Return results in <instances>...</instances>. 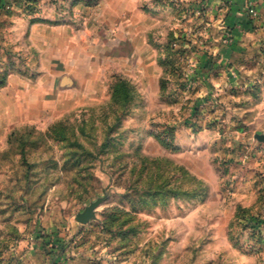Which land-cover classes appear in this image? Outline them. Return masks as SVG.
I'll return each instance as SVG.
<instances>
[{
	"label": "rangeland",
	"instance_id": "rangeland-1",
	"mask_svg": "<svg viewBox=\"0 0 264 264\" xmlns=\"http://www.w3.org/2000/svg\"><path fill=\"white\" fill-rule=\"evenodd\" d=\"M208 1L0 0V264H264V32Z\"/></svg>",
	"mask_w": 264,
	"mask_h": 264
},
{
	"label": "crops",
	"instance_id": "crops-1",
	"mask_svg": "<svg viewBox=\"0 0 264 264\" xmlns=\"http://www.w3.org/2000/svg\"><path fill=\"white\" fill-rule=\"evenodd\" d=\"M207 4L213 8H221L222 11H225L226 21L235 23H255L256 20H253L246 9L249 5L258 11L259 20L258 25L260 26L258 30L264 32V0H209ZM246 26H249L246 25Z\"/></svg>",
	"mask_w": 264,
	"mask_h": 264
},
{
	"label": "water",
	"instance_id": "water-1",
	"mask_svg": "<svg viewBox=\"0 0 264 264\" xmlns=\"http://www.w3.org/2000/svg\"><path fill=\"white\" fill-rule=\"evenodd\" d=\"M257 138L259 140H264V135H257ZM97 205L98 201L92 202L90 205L85 207L83 212H80L76 215V219L81 223L87 222L90 218L94 216V209Z\"/></svg>",
	"mask_w": 264,
	"mask_h": 264
},
{
	"label": "trees",
	"instance_id": "trees-1",
	"mask_svg": "<svg viewBox=\"0 0 264 264\" xmlns=\"http://www.w3.org/2000/svg\"><path fill=\"white\" fill-rule=\"evenodd\" d=\"M2 83H3V82H0V84H2ZM122 89L125 91V90H126L125 86H123Z\"/></svg>",
	"mask_w": 264,
	"mask_h": 264
}]
</instances>
